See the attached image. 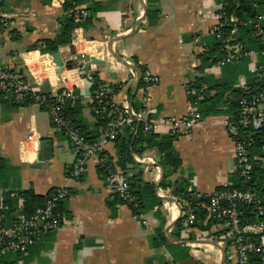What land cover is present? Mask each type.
Segmentation results:
<instances>
[{"label": "crops", "instance_id": "obj_1", "mask_svg": "<svg viewBox=\"0 0 264 264\" xmlns=\"http://www.w3.org/2000/svg\"><path fill=\"white\" fill-rule=\"evenodd\" d=\"M219 1L154 0L148 5V0H98L103 10L96 14L94 23L87 28H75L70 44L60 47L58 52L63 61L76 60V63L94 57L106 62L109 70L88 62L85 63L88 72L74 66L59 74L49 59L51 54L28 48L55 38L62 5L52 0H8L0 8V67L13 73L20 68L27 73V65L34 67L41 83L46 80L49 87L61 85L72 91L75 99L64 106L71 109L76 124L89 138L97 137L93 141L101 137L104 128L97 126L99 118L91 105L92 86L86 83V80L92 83V74L105 88L116 89L113 100L118 105L139 112L142 108L139 81L149 73L155 79L148 90L153 119H179L187 115L189 107L200 113L198 102L216 95L213 87L225 86L222 100L226 104L221 105L220 114L204 117L200 113L201 123L189 135L173 136L172 148L181 164L165 180L173 185L185 184L187 192L196 199L207 197L214 189L238 185L233 142L221 121L232 116L229 105L234 103L236 108L240 94L236 85L248 77L251 60L243 57L219 68L205 61L224 55L223 40L211 33L218 22ZM148 6L157 12L151 19ZM82 15L85 17L87 13ZM224 34L229 36V29H224ZM216 43H220V50L216 49ZM258 60L262 62L264 57ZM29 78L37 84V80L30 75ZM197 78H203L204 82L192 101ZM139 130L138 125L127 126L119 136L135 138ZM28 136L32 139L28 140ZM166 136L172 135L154 134L151 147L140 143L134 150L131 148V163L127 166L130 177L152 186L154 196L152 199L150 195V202L146 199L148 203L136 215L125 205L112 201L110 187L95 158L85 162L80 177L71 176L77 153L54 129L46 111L32 105L19 107L0 98V157L7 165L2 177L6 186L0 188V207L7 208H0V221L11 224L21 211L23 200L18 191L31 190L45 202L53 190L60 187L69 190V196L60 205L63 214L60 228L45 234L28 256L8 255L0 264H238L233 240L222 223L211 222L201 229L185 228L181 221L176 228L185 201L174 195V187L162 184L164 171L158 144ZM42 140L63 145L62 155L50 165L36 168ZM104 152L112 163L117 161L114 142ZM141 218L146 224L141 223ZM159 232L165 243L154 245L152 238Z\"/></svg>", "mask_w": 264, "mask_h": 264}, {"label": "built area", "instance_id": "obj_2", "mask_svg": "<svg viewBox=\"0 0 264 264\" xmlns=\"http://www.w3.org/2000/svg\"><path fill=\"white\" fill-rule=\"evenodd\" d=\"M7 1L0 0V8ZM52 1L63 5L66 0ZM251 1L252 7L257 8L258 0ZM216 12L218 22L211 33L223 40L224 55L221 58H209V63L219 68L243 57L251 59L247 69L248 77L241 79L236 85L240 94L235 115L224 117L221 121L222 127L233 142L235 170L244 187L214 189L207 196L206 203L197 205V208L187 205L180 218L185 228H192L201 222L196 210L203 208L206 214L202 223L211 221L223 224L233 240L238 264H264V159L250 156L249 140L250 134L264 129V61L258 60L259 57H264V16L257 15L248 22H241L236 16L227 13L224 0L216 4ZM240 24L250 26L249 34L258 44V50H244L236 37L233 38ZM224 29H229V36L224 34ZM49 59L52 60L51 55ZM79 63H84V60L81 59ZM26 68L27 73L37 80L35 87L30 86L10 69L0 67V98L19 107L32 105L46 111L54 129L66 138L77 153L71 176L80 177L85 169V162L95 158L105 174L111 196L117 197L133 213L140 210V203L130 190V174L116 168L105 154L104 148L113 143L127 126L138 125L146 134L165 132L172 136H184L189 135L202 120L200 113L191 107L187 115L179 119H153L148 90L154 85L155 79L146 73L141 79L142 108L139 112L128 109L125 105H118L113 100L112 91L103 85L96 87L91 95L92 109L98 118L106 120L107 125L97 141H90L64 115L63 107L68 100L75 99L74 93L61 85L50 87L49 94L42 93L39 88L41 81L37 79L39 72L28 65ZM42 73H45V70H42ZM190 93L191 90H188L187 94ZM31 139L32 136H28V140ZM255 161L259 162L261 173L254 171ZM68 196L69 190L66 187L57 188L50 193L43 206L31 214H25L21 209L11 224L0 221V262L8 255H18L22 258L28 256L30 249L39 243L45 234L58 230L63 221L60 205ZM249 209L255 213L257 221H244V213ZM146 222L141 218L142 224Z\"/></svg>", "mask_w": 264, "mask_h": 264}, {"label": "trees", "instance_id": "obj_3", "mask_svg": "<svg viewBox=\"0 0 264 264\" xmlns=\"http://www.w3.org/2000/svg\"><path fill=\"white\" fill-rule=\"evenodd\" d=\"M153 1L154 0H148V5ZM224 1L226 3L227 13L236 16L241 22H248L254 19L257 15L264 16V0H258L257 8L252 7L251 0H224ZM81 6H86V8L83 11L78 10L77 8ZM101 10H103V7H101V3H99L98 0H66L62 5V16L58 19L59 28L55 38L50 40H43L40 43H37L29 47L28 50L30 51V50L39 49L42 53H47V54H53L57 52L60 47L70 44L71 38L73 36V31L75 28L78 27L87 28L91 26L96 20V14ZM82 12L87 13V15L84 17L82 15ZM152 14H154L155 17L157 12L156 11L152 12L151 7L148 6V15H150V19L153 17ZM249 32H250L249 25L244 26L240 24L238 27V33L236 34V40L242 44L244 50H258L259 49L258 44L255 43L254 39L250 36ZM219 46L220 43L215 44V47L218 50H220ZM208 60L209 58L205 59V61ZM244 61H248V59L244 58ZM91 78H92L91 93H93L96 90V87L102 84L101 81L97 78L96 74H92ZM203 82H204L203 78L196 79L195 82L196 85H194L196 94H194L193 97L191 98L192 101H195L196 98L198 97ZM142 85H143V81L140 80L139 86ZM213 89L217 91L216 95L212 97L206 96L204 100L198 102L199 112L204 117L220 114L222 111L221 105L226 104V102L222 100V94H224L225 92L224 89H226L225 86L222 87L215 86L213 87ZM114 91H112V93ZM233 104L231 106L229 105V108L231 107L230 112H232V116L235 115L236 112L235 110L236 108H234ZM63 111L65 117L68 118L74 125H76L81 130L80 126L76 124L73 118V113H71V109L67 106L66 107L64 106ZM106 123H107L106 120L99 118L97 126H100L101 128L105 129L107 125ZM81 132L90 141L96 140L97 138V137L93 139L89 138L87 133H85L83 130H81ZM153 135L154 134L143 135V132L139 130L135 138H133V135L118 136L117 139L114 141L117 152V161L114 163V166L120 169L121 171H123L124 173H129L127 166H129V164L131 163V159H130L131 148L134 150V146L140 143H146L148 146L151 147L152 139L154 138ZM173 139H174L173 136L162 137L160 139V143L158 144V151L162 154V160L160 161V165L164 171V181L162 184L164 187H174L173 188L174 195L185 201V207H182L183 211L186 210L187 205L188 206L193 205L195 208H197V205L206 203L207 197H200L196 199L191 195L190 192H187L186 190L187 188L185 184L173 185L170 182L165 181L167 177H169L171 174H174L179 169L181 164L178 155L174 152L172 148ZM249 140L251 144L250 156L257 157L259 159H264V150H263L264 129H260L254 134H250ZM6 167L7 165L5 163V160L0 157V188H4L6 186V183L2 178L3 173L6 170ZM99 169L101 170V173L105 177V174L102 171V169L100 167ZM254 171L256 173H261V171H259V162L257 161L254 162ZM128 181L132 194L136 197V199L140 203V210L134 213L136 215H139L142 209H144V206L148 203L146 202V199H148L150 202V195L151 198L154 199L152 193L153 187L147 183H141L140 180H136L134 176L129 177ZM236 183H238V185H235L234 186L235 188L244 187L241 184L240 179L236 180ZM17 195L23 200L22 212L25 214H31L37 208L43 206V204L45 203L43 197L35 195L31 190L18 191ZM111 199L114 202L122 204V202L117 197L111 196ZM8 204L11 205L12 203L11 204L8 203ZM196 211L201 222L195 224L193 227L204 229V226L211 223V221H207L206 224L203 225L202 222L205 218L206 213L203 208H198ZM245 213L247 215L246 217L244 216V221L254 222L258 220L255 213H253L250 209L248 211H245ZM181 221L182 218H179L178 222L176 223V228L180 227ZM152 241L154 245L158 243L159 244L165 243V238L162 232H159L157 237H153ZM254 260L255 258H253L252 261Z\"/></svg>", "mask_w": 264, "mask_h": 264}, {"label": "water", "instance_id": "obj_4", "mask_svg": "<svg viewBox=\"0 0 264 264\" xmlns=\"http://www.w3.org/2000/svg\"><path fill=\"white\" fill-rule=\"evenodd\" d=\"M114 58H118L114 53H112ZM52 60L54 64L56 65V73H62L64 70H69L72 69L74 66L77 68H82L84 72L89 71L88 65L85 63H91L95 64L98 66H104L106 67L107 70H109L108 64L102 60L95 59L94 57H89L84 60V63H79L80 60L76 63V60H68V61H63L60 53L57 51L53 54H51ZM21 77L22 80L25 82H30L31 86H35L33 82H31V79L29 78L28 73L24 72L22 68L19 69L18 73H16ZM140 79V76L138 80ZM86 83L89 87L92 86V83L86 80ZM39 88L42 93L44 94H49L50 92V87L48 82L45 80L43 81L40 85ZM85 95H89V90H85ZM63 145H54L52 140H42L39 144V149L36 155L37 161L35 163L36 168H40L42 164H47L50 165L49 162L52 160L58 159L62 155V149Z\"/></svg>", "mask_w": 264, "mask_h": 264}, {"label": "rangeland", "instance_id": "obj_5", "mask_svg": "<svg viewBox=\"0 0 264 264\" xmlns=\"http://www.w3.org/2000/svg\"><path fill=\"white\" fill-rule=\"evenodd\" d=\"M211 40V42H214V39H210Z\"/></svg>", "mask_w": 264, "mask_h": 264}]
</instances>
